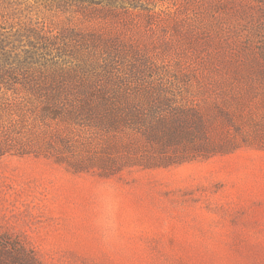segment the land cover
<instances>
[{
    "label": "rangeland",
    "instance_id": "1",
    "mask_svg": "<svg viewBox=\"0 0 264 264\" xmlns=\"http://www.w3.org/2000/svg\"><path fill=\"white\" fill-rule=\"evenodd\" d=\"M0 74V264H264V0H0ZM58 85L181 111L198 158L77 172L106 140Z\"/></svg>",
    "mask_w": 264,
    "mask_h": 264
},
{
    "label": "trees",
    "instance_id": "2",
    "mask_svg": "<svg viewBox=\"0 0 264 264\" xmlns=\"http://www.w3.org/2000/svg\"><path fill=\"white\" fill-rule=\"evenodd\" d=\"M3 77L4 75L0 74V97L6 98L5 96L14 86L4 84L1 80ZM58 86L49 90L53 97L49 98L45 93L44 96L49 101L41 103L45 108L44 112L55 110L57 111L55 115L70 118L90 111V117L96 119L99 131L106 140L101 146L103 147L100 149L101 152L90 156L88 163L77 161L70 163L77 172L97 169L102 176L111 177L126 169L167 168L198 158V155L184 157L180 153L169 152L170 148H177L180 141H187V138L191 136L189 131L184 129L185 127H178L176 124V120L183 115L181 111L172 112L173 116L169 115L171 116L169 118L159 113V105L147 107L145 112L138 106L126 108V105L117 97L121 90L118 86L92 85L82 97H79L74 86ZM30 89L33 90L34 87ZM61 95L64 96L61 97ZM127 132L142 134L143 141L149 145L155 143L156 149L150 147L147 151L129 150L125 144L138 141L123 142ZM109 135H113V143L109 142L110 139L107 138ZM90 142L92 143L91 139Z\"/></svg>",
    "mask_w": 264,
    "mask_h": 264
}]
</instances>
